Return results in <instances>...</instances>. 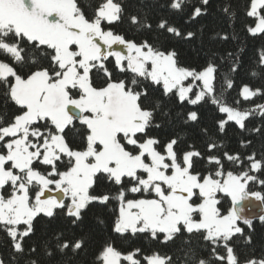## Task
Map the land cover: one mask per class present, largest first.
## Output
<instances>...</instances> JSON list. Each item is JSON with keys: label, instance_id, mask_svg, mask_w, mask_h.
Returning <instances> with one entry per match:
<instances>
[{"label": "snow or ice", "instance_id": "1", "mask_svg": "<svg viewBox=\"0 0 264 264\" xmlns=\"http://www.w3.org/2000/svg\"><path fill=\"white\" fill-rule=\"evenodd\" d=\"M156 5L167 15L153 24L144 0L135 12L124 0H0V56L7 58L0 59V95L14 109L0 113V233L10 244L7 264H42L41 250L48 259L79 253L89 239L85 214L113 202L114 219L106 224L97 216L99 226L121 239L160 245L180 237L183 256L140 247L124 252L108 239L94 264H264V250L257 254L249 234L264 214L245 215L251 205L243 203L264 205L261 192L247 190L250 182L264 186V151L259 158L247 151L250 137H264V103L241 106L264 98V85L242 82L239 98L228 102L242 48H209L198 68L182 63L170 41L198 39L203 47L204 26L198 36L173 17L195 23L209 14L210 0H153ZM221 11L235 16L230 4ZM245 15L254 20L247 33L264 35V0H248ZM125 21L140 39L113 30ZM230 39L237 37L208 36L210 43ZM256 65L260 71L251 75L260 77L264 49ZM204 105L218 113L212 126L202 123ZM257 116L260 122L250 128L247 122ZM230 125L243 151L225 150ZM161 130L163 139L154 134ZM58 210L69 229L27 245L38 218L53 220ZM241 241L250 249L243 255Z\"/></svg>", "mask_w": 264, "mask_h": 264}, {"label": "trees", "instance_id": "2", "mask_svg": "<svg viewBox=\"0 0 264 264\" xmlns=\"http://www.w3.org/2000/svg\"><path fill=\"white\" fill-rule=\"evenodd\" d=\"M80 2L83 5L85 0H80ZM88 2H91V0H88ZM159 3H163V0H159ZM247 3L248 0H210L209 14L200 18L197 22L187 25L184 24L183 20L179 17H173L177 26L181 27L184 31H196L198 36L200 26H204L203 47L198 39H194L190 42L170 41V43L174 44L178 49L180 59L185 65L197 68L203 65L207 59L205 52H207L209 48L220 51L227 49L233 52H236L241 48L243 49V51L239 53L242 63L238 72L235 74L236 87L235 89L229 90L227 93L229 103H233L235 99L239 98L237 92L242 82L248 83L253 87L264 85V73H262L260 77H254L251 75L253 71H260V69L257 68L256 61L258 60V51L260 49H264V35L253 37L247 33L246 26L254 24V20L245 15V7ZM124 4L128 12H135L140 6V0H124ZM144 4L146 5L145 10L150 12V19L153 24H155L161 16L167 15V11L165 9H160L158 5L153 6V0H144ZM226 4H230L231 11L235 12V16L231 20L221 11ZM85 11H89V9L85 8ZM112 28L116 33L124 34L129 39L141 38V35L136 34L129 28L127 21L122 24L112 25ZM214 32H226L229 36L235 34L237 39H230L224 44L219 42L210 43L208 36ZM0 59L6 60L7 58L0 56ZM219 88L220 84L217 83V89L219 90ZM258 103H264V98H253L252 103L241 101V106L252 107L254 104ZM13 110V107L10 104H7L3 96L0 95V113L8 112L10 114ZM200 111L202 112V123L212 126L213 116L218 115V113L215 112V107L211 105H204L200 108ZM259 122L260 118L257 116L250 118L247 124L251 128L255 127ZM154 134L160 135L162 139L164 138L163 130L155 132ZM239 138L240 134L238 129H235L230 125L227 129V147L225 150L231 152L243 151L239 146ZM250 139H252V146L247 151L251 152L255 150L257 157L259 158L260 153L264 151V137L252 136ZM260 175L264 176V173H260ZM247 190L249 192L259 191L262 195H264V186H261L259 183L250 182ZM224 206L231 207L230 198L224 202ZM113 207H115L114 202L109 204L107 207L93 205L89 208L88 212L85 214V220L82 226L83 231L89 233V239L85 244V247L79 253L75 255L71 252L67 255L56 253L53 257L48 259L44 257L43 251L41 250L39 252V256L42 264H94L97 250L108 239H111L115 246L124 252L130 251L135 247H140L145 252L152 249H160L162 252L173 254L174 259H176L177 256L182 258L183 253L179 251L181 248L180 237L168 245H160L157 242L144 240L143 238L136 239L134 241L121 239L119 236L111 233L108 228L99 226L96 222L97 216L103 218L106 221V224H110L111 220L114 219L112 213L109 211V209ZM69 227V223L63 218L59 210L57 211L56 218L53 220H49L48 218L41 216L36 221V234L27 241V245H31L33 243L39 245L40 242L46 240L50 235H52L54 231L68 230ZM242 227H245V231L248 233L247 227L244 225H242ZM253 227L254 231L249 234H251L253 239L252 247H255L257 249V254H259L261 250H264V223L260 222L257 218L254 220ZM74 231H76L77 234H80L81 229H74ZM249 250V247L245 246L242 241L237 247V251L241 255ZM9 256L10 244L8 238L5 234L0 233V257H3L7 264ZM177 264H181V261L178 260Z\"/></svg>", "mask_w": 264, "mask_h": 264}, {"label": "water", "instance_id": "3", "mask_svg": "<svg viewBox=\"0 0 264 264\" xmlns=\"http://www.w3.org/2000/svg\"><path fill=\"white\" fill-rule=\"evenodd\" d=\"M243 203L251 205V207L245 209V215L254 214L256 217H258L260 214L264 213L263 205H261L260 202L256 201L255 199H251Z\"/></svg>", "mask_w": 264, "mask_h": 264}]
</instances>
